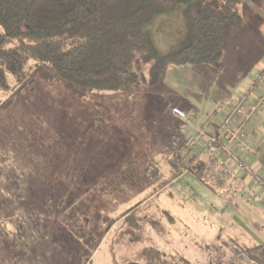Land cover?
Listing matches in <instances>:
<instances>
[{
    "label": "rangeland",
    "instance_id": "obj_1",
    "mask_svg": "<svg viewBox=\"0 0 264 264\" xmlns=\"http://www.w3.org/2000/svg\"><path fill=\"white\" fill-rule=\"evenodd\" d=\"M183 8L184 4L179 3L171 12H164L161 15L164 20L152 30L151 38L159 51L165 52L184 33ZM237 8L243 17L238 32L243 30L250 38L237 43L230 40L233 50L227 51L231 45L228 44L217 65L190 66L196 67L193 69L201 77L199 82L194 80L196 83H193L187 71L170 67L162 84L150 87L144 82L145 66L140 70L144 84L138 88L94 91L77 87L48 69L40 68L14 94L12 103L0 110V145L8 153L9 161L18 165L38 189L33 192L36 208L45 198H49L47 204L53 206L58 189H67V193L68 189L74 191L79 187L74 194L63 195L58 205L60 209L54 208L55 215L61 210V215L65 216L63 220L51 218V223L45 224L50 213L37 210L43 233L36 243V253L45 264H120L132 256L136 248L119 245L114 240L122 220L117 218L152 191L153 186L147 184L141 174L142 168L152 157L159 159L165 154L160 142L171 137L166 129L185 124L172 113L173 104L184 103L185 108L191 109L217 95L216 99L222 104L227 103L236 94L248 91L249 81L255 80L260 69H264V5L243 0ZM260 90L264 92V75ZM192 91L202 94L196 98ZM203 108L194 112L198 114L197 123L202 120L203 113H199L205 110ZM253 122H259L256 123L259 134L256 139L264 143V106L250 126ZM89 138L90 142L83 147L82 142ZM82 150H91V153L88 155ZM193 150L198 149L194 147ZM46 162L55 164L47 166ZM85 163L92 168L76 173L71 169L80 170ZM226 163L237 176H242L238 166L228 160ZM84 172V183L72 176V173ZM245 186L243 201L249 202L256 197L255 190L247 182ZM204 187L206 185L196 176L187 172L156 198L161 208L180 216L186 224L184 229L181 225L173 226L170 235L164 238L154 235L158 245L199 263H204L213 252L208 245L215 235L203 215L209 219L213 217L216 223L221 220L217 209L211 206L199 212L207 203ZM46 189L48 194L44 197L42 193ZM64 203L70 205L61 209ZM75 205L82 206L83 211ZM143 206H149L148 202ZM239 214L242 218V211ZM110 221L113 223L105 234ZM188 228L192 234L187 233ZM236 235L247 245L259 243L248 240L247 233L241 229L236 230ZM17 257L11 249L0 244V264H16Z\"/></svg>",
    "mask_w": 264,
    "mask_h": 264
},
{
    "label": "trees",
    "instance_id": "obj_2",
    "mask_svg": "<svg viewBox=\"0 0 264 264\" xmlns=\"http://www.w3.org/2000/svg\"><path fill=\"white\" fill-rule=\"evenodd\" d=\"M242 1L0 0V110L12 103L14 94L40 68L87 90L121 91L144 84L140 70L145 66V84L157 87L170 67L216 64L228 40L242 27L243 17L237 8ZM245 1L264 5V0ZM179 3L184 4V33L161 52L151 38L152 30L164 20L161 15ZM174 126L173 131L166 129L171 137L160 142L165 154L159 159L152 157L142 168L141 174L153 186L152 191L117 218L122 220L115 242L136 248L120 264H264V237L259 243L247 245L236 234L218 231L208 245L213 252L204 263L158 245L154 235L169 236L177 219L151 198L183 172L192 173L227 203L236 202L247 191L244 179L230 164L213 153L194 151V146L186 142L182 125ZM50 163L46 162L47 166ZM86 163L74 173L92 168ZM84 175L72 173L82 183L86 181ZM76 189L79 187L67 193V189H58L53 206L45 198L37 209L33 192L38 189L18 165L9 161L0 145V244L18 256L16 264H45L36 253V243L43 233L37 210L50 213L45 224H50L51 218L63 220L61 210L55 215L54 208L60 209L63 195L70 196ZM47 194L46 189L42 195ZM145 202L149 206L144 207ZM65 205L61 209L70 204ZM76 207L83 211L82 206ZM112 223L107 224L105 234Z\"/></svg>",
    "mask_w": 264,
    "mask_h": 264
},
{
    "label": "built area",
    "instance_id": "obj_3",
    "mask_svg": "<svg viewBox=\"0 0 264 264\" xmlns=\"http://www.w3.org/2000/svg\"><path fill=\"white\" fill-rule=\"evenodd\" d=\"M264 69L256 76L253 83L235 102L225 110L222 118L217 112H211L198 118L178 106L172 107V113L185 123L181 130L186 142L196 147L202 155L213 153L221 161H231L248 177L251 188L264 190V173L254 169L247 160L255 154V149L245 145L244 131L264 106V92L260 86L263 82Z\"/></svg>",
    "mask_w": 264,
    "mask_h": 264
},
{
    "label": "crops",
    "instance_id": "obj_4",
    "mask_svg": "<svg viewBox=\"0 0 264 264\" xmlns=\"http://www.w3.org/2000/svg\"><path fill=\"white\" fill-rule=\"evenodd\" d=\"M240 34H242V35H240ZM234 36H237V37L235 39H232V38H234ZM249 38L250 37L248 35L243 33V30H241L240 32H237L226 43V45L223 49L224 54H225V50H226V47L228 44H231L227 48L228 49L227 51L229 53L234 48L233 43L230 40H235L237 43L243 39L245 40V39H249ZM229 53H228V55L225 56L224 62L226 61V58L229 57ZM217 64H218V62L216 63V65ZM196 66L198 67L201 65H196ZM257 67H260V64H258ZM193 68H196V67L191 68L190 66H183V67L177 68V69L187 71L186 72L187 74H189V75L191 74L192 82L196 83V81L199 82V80H201V77L197 76V74L195 72L196 69H193ZM194 80H196V81H194ZM253 80L254 79H252V81ZM252 81H249L250 84L248 85V87L251 85ZM192 94H193V96H195L197 98L198 96H201L202 93L196 94L192 91ZM242 94H243V92H241L240 94H236L234 96V98H231L227 103H224V104H222L223 102H220V100L216 99L218 97V95H217V96L213 97V100L208 99V98L204 99L203 103L199 102V104L201 106L193 107L191 109L185 108L184 103H180L179 105H177V104H173V105L178 106L179 108L185 110L189 114L198 113V109H204L203 107H205V110H201V112L199 114L203 113L202 115L204 116V115L211 113V112H217L218 118H222L227 107L230 106L233 102H235ZM195 115H198V114H195ZM256 123L258 124L259 122H256ZM256 123L253 122L252 126H249L248 128H246L247 130L245 129L243 141L246 144V146L251 147L252 149H255V151H256L255 154L252 156H249L247 158V160L251 163V165L254 167V169L260 171L261 173H264V161H263L262 155H261V148L264 146V143L261 141L262 139L261 140L256 139L257 136L259 135L258 133H256V128L258 127V125ZM173 130L174 129L172 128V131ZM90 140H91L90 138L88 140L85 139V141L82 142V143H84L83 147H86V144L89 143ZM258 149H259V151H258ZM86 151L88 152V150H82L81 152L84 153ZM89 152L91 153V150H89ZM89 152H88V155H90ZM86 157H88V156H86ZM229 162H231V161H229ZM71 169L77 170V171L82 170L81 167H80V170H79V168H77V169L71 168ZM186 173H187V171L183 172L180 176H182L183 174H186ZM242 179H244L245 183L248 181V177L246 175H244L243 171H242ZM163 190L164 189L157 192L153 196V198H151V200L157 201L156 198H157L158 194ZM203 190H204L203 191L204 198L207 200L206 201L207 203H206V206L204 208H201L199 210V212L206 210L208 206H211L212 208L217 209V213H218L217 215L220 216V219H221V220H218L216 223V221L214 220L213 217H212V219H209L208 217H206V215H203L204 218H207L206 221L209 224V227L212 228V234L213 235L216 232L221 231V230L225 231L228 234H236V230L241 229L242 231H245L247 233V236L249 237V239L247 238L248 240L252 241L254 239L256 242H261L263 240V237H264V232H263V227H264V190H262L260 188H254L253 190H255L254 193L256 195L255 198H253L252 200L247 202V201H243L244 197H242V198L237 199L236 202H234V203L225 202L222 198L217 196L215 193H213L207 187H204ZM157 202H159V201H157ZM240 211H242V214H243L242 218H240V216H239ZM170 213L172 214V212H170ZM237 215H238V217H237ZM173 216H175L177 219L176 225H181L182 229H184V226L186 225L185 222L183 221L184 219H182L178 215H173ZM218 216H217V218H218ZM187 233L188 234L191 233V230L189 228H188Z\"/></svg>",
    "mask_w": 264,
    "mask_h": 264
},
{
    "label": "water",
    "instance_id": "obj_5",
    "mask_svg": "<svg viewBox=\"0 0 264 264\" xmlns=\"http://www.w3.org/2000/svg\"><path fill=\"white\" fill-rule=\"evenodd\" d=\"M124 264H140V263H137V262H127V263H124Z\"/></svg>",
    "mask_w": 264,
    "mask_h": 264
}]
</instances>
